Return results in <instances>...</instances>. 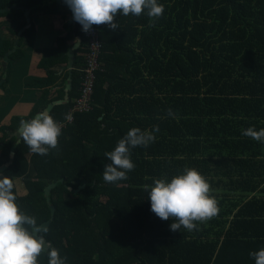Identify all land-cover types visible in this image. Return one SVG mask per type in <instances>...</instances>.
Wrapping results in <instances>:
<instances>
[{"label": "trees", "instance_id": "16d2710c", "mask_svg": "<svg viewBox=\"0 0 264 264\" xmlns=\"http://www.w3.org/2000/svg\"><path fill=\"white\" fill-rule=\"evenodd\" d=\"M158 3L164 12L154 25L146 11L118 13L116 30L94 25L102 51L93 109L62 127L58 149L48 155L32 153L21 140L0 178H22L26 192L19 195L14 183L15 203L38 224L50 221L45 239L66 264H255L249 254L264 248V143L242 132L264 128V0ZM56 4L69 9L63 0H0V18L20 29L26 11L42 15ZM30 36L29 26L16 46L15 37L0 38V58H22ZM77 37L69 101L53 106L54 120L63 121L79 95L88 48L73 20L56 47L43 52L48 56L35 59L46 80L26 85L40 88L30 113L12 114L0 125V166L10 159L20 121L64 98L66 79L50 94L59 78L52 67L67 64V42ZM5 71L0 65L2 101L17 91ZM156 125L154 142L130 149L135 167L128 178L106 182L111 161L105 153L131 128ZM185 168L207 180L219 213L198 231L173 232V220L151 211L145 185L170 181ZM47 261L46 253L38 258V264Z\"/></svg>", "mask_w": 264, "mask_h": 264}, {"label": "clouds", "instance_id": "9594fccd", "mask_svg": "<svg viewBox=\"0 0 264 264\" xmlns=\"http://www.w3.org/2000/svg\"><path fill=\"white\" fill-rule=\"evenodd\" d=\"M69 7L73 20L88 33L93 25H106L111 30L119 28L115 21L118 13L139 17L145 11L155 21L163 15L164 6L158 0H63ZM168 115L174 117L171 109ZM159 126L152 130L131 128L118 141L113 151L106 152L111 161L103 171V179L108 183L126 180L127 173L135 167L130 157V149L147 147L155 141ZM22 140L34 154L45 156L52 149H58L61 125L45 110L30 120H21L17 129ZM242 134L257 142L264 143V128L245 129ZM151 203V211L161 220H173L170 230L181 228L198 231V224L215 218L219 213L218 201L211 194L210 184L195 169L185 168L183 174L170 181L167 178L154 180L153 186L145 185ZM14 182L8 176L0 178V264H38V258L46 253L47 264H66L59 251L51 247L45 239L48 228L37 223L35 217L20 211L15 203ZM255 264H264V248L249 254Z\"/></svg>", "mask_w": 264, "mask_h": 264}, {"label": "crops", "instance_id": "0c3cea01", "mask_svg": "<svg viewBox=\"0 0 264 264\" xmlns=\"http://www.w3.org/2000/svg\"><path fill=\"white\" fill-rule=\"evenodd\" d=\"M24 17L26 25L29 24L31 27V36L26 39L23 57L10 61L7 56L8 60L6 62H4V57L0 58L1 71L4 72L3 66L5 64V70L7 69L10 75L17 80L14 82V89L17 91L10 96L8 101H2L3 91L0 90V125L5 123L7 118L12 114L25 117L30 113L34 103L37 102L35 99L40 94V88L26 85L37 79L40 81L46 80L44 77L45 75H43V70L34 67L35 59H39L40 55L43 57L48 56V53L43 52H47L46 50L56 47L59 37L69 33L73 27L72 12L60 4L51 6L45 14L31 17H29V14H24ZM27 19H29V22ZM22 28L15 29L7 23L6 18H0V38H9L13 36V38L15 37L17 39L18 32ZM78 39V37L72 38L67 42L71 47L68 52V55H70L67 64H56L52 67V70H55L59 77L58 80L51 85L50 94L52 96L57 94L56 90L61 81L66 79L68 80L66 84H70L69 76L75 58L74 50L77 49L81 43V41L78 42ZM74 45H76L75 48H73ZM14 183L19 195H24L25 193L21 194L19 192L20 187H18L16 181Z\"/></svg>", "mask_w": 264, "mask_h": 264}, {"label": "built area", "instance_id": "2783aa9c", "mask_svg": "<svg viewBox=\"0 0 264 264\" xmlns=\"http://www.w3.org/2000/svg\"><path fill=\"white\" fill-rule=\"evenodd\" d=\"M81 34L86 39L88 51L85 57V65L82 71L79 95L73 100V104L65 116L64 121L60 122L61 129L64 125L73 122L76 113L90 112L93 107V91L96 81V72L100 69V56L102 42L99 37V30L93 25L88 33L82 31V26L78 23Z\"/></svg>", "mask_w": 264, "mask_h": 264}, {"label": "water", "instance_id": "95a60500", "mask_svg": "<svg viewBox=\"0 0 264 264\" xmlns=\"http://www.w3.org/2000/svg\"><path fill=\"white\" fill-rule=\"evenodd\" d=\"M12 8H15L16 6L15 5H12L11 6ZM9 10V8H5V9H3L2 11L3 12H5V11H8ZM26 15H28L29 14V12L28 11H26V13H25ZM27 21L29 22V19H27ZM29 26V24H27L26 25V27L25 28H27ZM25 28H22L19 32H18V35H17V39L15 40V45L17 44V42H18V40H19V36H20V34L25 30ZM79 41L78 42H80L81 40L80 39H78ZM76 47V45H74L73 46V48H75ZM70 55V54H69ZM8 60V58H7V55L4 57V62H6ZM4 68H3V71H5V64H4V66H3ZM2 82V81H1ZM71 88V84H67L66 85V91H68L69 89ZM67 101H69V95H68V92H66V94H65V96H64V98L62 99V100H57V101H53V102H51L50 104H48L47 105V107L43 110V111H45V110H47L48 112H50L51 111V109L53 108V106H55V105H57V104H61L62 102H67ZM37 115V114H36ZM35 115V116H36ZM14 135L16 136V142L13 144V146L11 147V149H10V159H9V161L6 163V164H4V165H1L0 166V172L1 171H3L7 166H9L12 162H13V158H14V155H15V149H16V147H17V145L20 143V139H19V136H18V133H17V131L14 133ZM54 184H50V185H48L47 187H46V189H45V195H46V197L48 198V195H49V192H50V189H51V187L53 186ZM82 188V187H81ZM50 224V221H47V222H45V223H43V224H41V225H44V226H48Z\"/></svg>", "mask_w": 264, "mask_h": 264}, {"label": "rangeland", "instance_id": "374dc122", "mask_svg": "<svg viewBox=\"0 0 264 264\" xmlns=\"http://www.w3.org/2000/svg\"><path fill=\"white\" fill-rule=\"evenodd\" d=\"M2 37V36H1ZM3 38V37H2ZM67 91H66V88H65V93H66ZM65 119V118H64ZM74 120V119H73ZM64 121V120H63ZM62 122V121H61ZM60 123V122H59ZM16 181V183H17V185H18V187H20V189H19V192L21 193V194H24L25 193V188L22 186V184H23V182H22V178L20 179V178H18V179H16L15 180ZM22 186V187H21Z\"/></svg>", "mask_w": 264, "mask_h": 264}]
</instances>
